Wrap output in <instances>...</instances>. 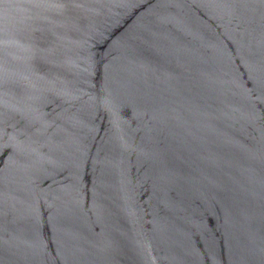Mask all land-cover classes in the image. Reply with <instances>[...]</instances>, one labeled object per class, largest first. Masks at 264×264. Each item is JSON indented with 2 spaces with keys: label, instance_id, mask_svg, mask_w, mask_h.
<instances>
[{
  "label": "water",
  "instance_id": "95a60500",
  "mask_svg": "<svg viewBox=\"0 0 264 264\" xmlns=\"http://www.w3.org/2000/svg\"><path fill=\"white\" fill-rule=\"evenodd\" d=\"M0 264H264V0H0Z\"/></svg>",
  "mask_w": 264,
  "mask_h": 264
}]
</instances>
